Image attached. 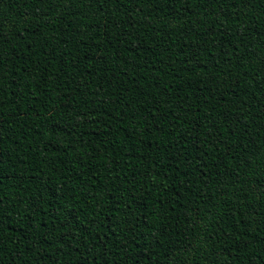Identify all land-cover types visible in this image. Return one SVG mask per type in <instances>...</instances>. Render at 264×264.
Instances as JSON below:
<instances>
[{"label":"trees","instance_id":"16d2710c","mask_svg":"<svg viewBox=\"0 0 264 264\" xmlns=\"http://www.w3.org/2000/svg\"><path fill=\"white\" fill-rule=\"evenodd\" d=\"M0 264H264V0H0Z\"/></svg>","mask_w":264,"mask_h":264}]
</instances>
